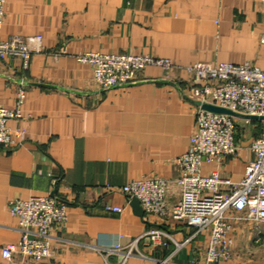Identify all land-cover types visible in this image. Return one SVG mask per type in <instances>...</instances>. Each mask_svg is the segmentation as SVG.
<instances>
[{"label":"crops","instance_id":"crops-1","mask_svg":"<svg viewBox=\"0 0 264 264\" xmlns=\"http://www.w3.org/2000/svg\"><path fill=\"white\" fill-rule=\"evenodd\" d=\"M2 39L41 35L42 51L26 66L0 58V106L15 108L25 89L22 117L9 121L16 143L0 146V264H202L207 235L180 251L154 247L140 235L156 224L179 241L193 234L183 221H150L135 213L122 187L145 176L173 179L176 157L189 149L197 102L191 78L178 69L148 66L134 83L101 88L86 51L149 54L180 65L250 62L264 68V0H5ZM19 131V132H18ZM251 136L221 167L234 180L252 157ZM214 166L205 163L208 174ZM54 194L67 219L52 229V253L36 261L4 258L2 247L21 237L13 198ZM169 198H179L172 186ZM107 204L124 207L121 213ZM155 222V223H154ZM234 224L233 259L264 263V225ZM140 237L125 258L109 247Z\"/></svg>","mask_w":264,"mask_h":264},{"label":"built area","instance_id":"built-area-1","mask_svg":"<svg viewBox=\"0 0 264 264\" xmlns=\"http://www.w3.org/2000/svg\"><path fill=\"white\" fill-rule=\"evenodd\" d=\"M4 1L0 0V32L5 18ZM262 26L260 40L264 43V9ZM41 40V35L10 39L0 36V58L18 57L27 66L33 54L42 51ZM77 58L92 66L94 80L103 89L134 83L138 73L148 66L178 69L191 78V96L197 102L195 130L190 137L189 149L175 159L178 174L173 179L157 176L135 178L128 181L122 190L130 199H139L150 221H183L193 229V234L179 241L165 228L154 224L140 235L147 237L154 247L164 248L172 241L176 245L175 253L195 241L198 235L206 234L208 239L202 264L230 261L235 244L234 224L248 222L258 234L264 225V119L217 113L205 109L203 104L211 103L244 115L264 116V68L250 62L196 61L180 65L169 58L149 54L101 51H86ZM17 93L15 108L0 106V146L9 147L16 143L8 123L22 117L24 87L20 86ZM255 121L261 122L258 134L254 133ZM247 136H251L249 148L252 157L247 162L244 176L239 180L224 176L221 167L225 159L239 152L240 143ZM205 163L214 166L208 174L203 172ZM172 186L179 191L175 202L169 198ZM105 209L121 213L124 207L107 204ZM10 211L18 217L22 233L17 242L3 245V257L11 259L17 253L36 261L49 257L52 253V229L63 225L67 219V202L52 194L16 197L10 202ZM140 237L108 250L122 252L126 258L137 249Z\"/></svg>","mask_w":264,"mask_h":264},{"label":"water","instance_id":"water-1","mask_svg":"<svg viewBox=\"0 0 264 264\" xmlns=\"http://www.w3.org/2000/svg\"><path fill=\"white\" fill-rule=\"evenodd\" d=\"M203 107L207 110L213 111V112H217V113H226V114H230L233 116H237V117H242V118H247V119H252V120H261L264 119V116H257V115H244V114H240L237 113L231 109L222 107V106H218V105H214L211 103H204ZM54 195V194H53ZM131 205L135 211L136 214L142 216L144 215V211L143 208L141 206V203L139 201V199L137 197H133L131 199Z\"/></svg>","mask_w":264,"mask_h":264},{"label":"trees","instance_id":"trees-1","mask_svg":"<svg viewBox=\"0 0 264 264\" xmlns=\"http://www.w3.org/2000/svg\"><path fill=\"white\" fill-rule=\"evenodd\" d=\"M254 125H255L254 133L255 134L260 133V131H261V122L255 121L254 122Z\"/></svg>","mask_w":264,"mask_h":264},{"label":"rangeland","instance_id":"rangeland-1","mask_svg":"<svg viewBox=\"0 0 264 264\" xmlns=\"http://www.w3.org/2000/svg\"><path fill=\"white\" fill-rule=\"evenodd\" d=\"M191 92V91H190ZM233 259V258H232ZM231 261V260H230ZM252 260L251 259H249L246 263H248V264H252ZM264 264V263H263Z\"/></svg>","mask_w":264,"mask_h":264}]
</instances>
